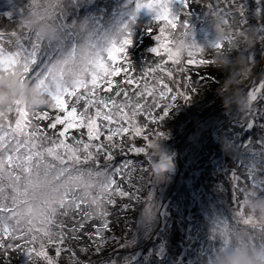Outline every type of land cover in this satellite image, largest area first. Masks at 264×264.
I'll list each match as a JSON object with an SVG mask.
<instances>
[{"label": "snow or ice", "instance_id": "1", "mask_svg": "<svg viewBox=\"0 0 264 264\" xmlns=\"http://www.w3.org/2000/svg\"><path fill=\"white\" fill-rule=\"evenodd\" d=\"M74 2L68 0V4ZM171 2L136 0L130 21L121 26L122 38L104 44L97 33H90L86 47L81 46L78 33L73 30L75 21L67 22L63 0H30L29 4V8L50 16L60 25L64 32L60 44L54 46L30 29L0 32V71L19 75L22 81L31 83L39 94L50 98L51 105L47 107L57 113L52 117L46 110L30 109L17 100L15 108L0 121V249L5 253L22 247L19 242L24 241L29 258L43 261V264H58L57 258L64 252L71 253L74 259L75 252L68 246L70 241L79 240L86 224L95 220L100 221L99 225L93 224L94 231L85 234L99 250L96 238L102 241V233L109 230L108 206L116 203V197L134 198V193L125 190L116 179L118 175L133 171L132 161L101 167L100 157L107 161L113 159L112 150L118 147L117 137L142 136L148 141L147 128L138 125L137 117L145 116L146 123L162 122L176 106L178 97L187 102L188 93L196 91L182 85L185 90L174 92L165 81V77L169 80L174 77L173 69L167 67L168 62L177 66L184 60L190 65L214 63L204 58V47L194 42H177L176 33L187 37L190 28L186 21L180 23V17L172 14ZM181 3L187 7V0ZM143 8L155 11L154 22L161 24L159 34L154 35L156 46L151 49L161 60L143 73L141 83L133 74L126 52L132 44L129 25L135 22L136 13ZM231 8L234 11L209 5L211 15L223 24L231 26L238 15L239 23L233 29L238 33L248 23L245 9L234 3ZM147 30L154 32L150 26ZM257 32L264 33V24L257 27ZM234 38L229 35L212 47L223 49L231 45ZM249 59L253 62L256 59L250 50ZM78 62H83V71L72 73V66ZM184 70L179 68L181 72ZM122 73L123 84L117 87L113 78ZM113 92L114 96L102 94ZM247 95L251 116L254 104L264 102V78L252 86ZM121 96L123 99H117ZM153 109L159 112L154 113ZM260 115L264 116V111ZM42 120H49L47 128L56 131L49 135L34 123ZM57 126H61L59 130ZM244 126L255 127L252 119ZM259 127L264 128V124ZM252 143L249 141L240 147L264 158V137L259 141V150L250 147ZM128 151L144 153L145 149L132 145ZM90 162L97 166L85 167ZM246 169L251 189L247 185L240 186V177L236 172L232 174L237 182L234 188L237 207L232 211L235 223L219 218L213 220L212 235L222 242L218 252L232 247L239 224L246 226L249 242L264 249V223L244 211L250 197L264 192V178L258 174L264 167L253 160ZM236 193L242 194L243 199L240 200ZM152 217V212L147 211L146 219ZM49 246L55 248V257L48 254Z\"/></svg>", "mask_w": 264, "mask_h": 264}, {"label": "rangeland", "instance_id": "2", "mask_svg": "<svg viewBox=\"0 0 264 264\" xmlns=\"http://www.w3.org/2000/svg\"><path fill=\"white\" fill-rule=\"evenodd\" d=\"M103 1L109 4V6L106 3L102 4L107 11H105L104 14L103 12H97L96 9H93L94 2L92 0H75L74 3L67 4V22H78L82 19L88 18L96 26L97 32L100 33L107 25H109L110 22H118L123 25L130 21L133 10L135 11L136 0ZM233 3L241 4L244 7L245 16L248 20L247 24H252L256 27L264 24V0H187V7L181 3V0H172L170 7L172 14L180 17V23L186 21L189 25L190 34L187 36V39L194 42L198 46L203 47L207 45L212 37L209 29L213 30L212 23L214 16L210 13L209 5L213 8H221L224 11H234V9L231 8ZM29 4L30 0H0V32L10 33L13 30L21 31L17 24L19 19L29 10ZM185 13H187V15H185ZM221 14H223V12ZM155 15V11H151L147 8L140 9L136 13L135 22L130 26L132 44L127 47L126 52L127 60L129 62L130 59H128V54L131 51H138L142 47L147 48L146 52L150 53L152 57L154 56V59L151 60L153 65L149 66V68L154 67L156 63L160 62L161 57L156 56L151 51L157 43L154 39V35L159 34L158 29L161 26L159 22H154ZM249 19L253 20L252 23L249 22ZM239 20L240 17L237 15L235 17V21ZM247 24L242 27H246ZM149 26L154 30L153 33L147 30ZM202 31L205 33L207 38L210 39L202 36ZM178 34L179 32L176 33V35ZM137 47L139 48L137 49ZM250 51L256 59L254 61L252 75L245 78L243 81V87L246 92L251 90L252 86L258 84L261 78H264V71H262V69H264V43L257 42L254 48L250 49ZM134 54L135 53H133V55ZM133 55L130 57L132 58ZM203 56L210 61H214V52L212 50L206 49ZM130 64L134 69L137 62H130ZM167 67L173 69L174 77L171 80L165 77V81L169 83L170 87H173L174 92L185 90L181 87L182 85L189 88H195L196 84H193L191 72L193 75L197 76L198 79L201 78L199 82H202L201 84L204 85L202 90L196 89L195 92H189V100L187 102L182 97H178L176 106L169 111V114L171 113L173 116L175 114L177 117L179 113H185V116L180 118L183 122L181 124L183 130L178 131V134L181 138L185 136V139L181 144L185 145L189 152L192 151L193 154L195 152L196 157L201 152H204L207 145H211L214 148L215 145L216 147L221 146V143H219L221 137H226L232 141L235 139L239 140V138L242 137L246 138L249 135H251V137H249L248 140L253 142L250 147L254 150L260 149L259 141L261 137H264V128L259 127V123L260 125L264 124V116L260 115V112L264 111V102L254 104L251 116L248 113L244 116H237L234 112L225 109L221 98L218 95V92L221 90V85L225 81L228 73L219 69L215 63L190 65L186 63V60H184L179 66L168 62ZM180 67H183L185 70L183 72L179 71ZM191 68L193 69L191 70ZM139 69L140 73L137 72L133 74L136 76L138 81L143 83V73L147 72L148 69H144L143 65H141ZM156 75L158 76L159 73ZM113 79L116 81L117 87L121 86L124 80L123 73L121 76L114 77ZM149 82H152L150 77ZM124 86L127 87L126 85ZM135 87L136 86L134 85L133 88ZM148 101L151 103V98H148ZM37 110H46L52 117L57 114L55 110L47 106L38 108ZM155 110L159 112V109H153V112ZM145 119V116L139 115L137 117L138 125H140V123H145V125L152 124L146 123ZM249 119H252L255 125L252 129L244 126L248 123ZM164 121L167 123L169 120L164 118L162 125ZM49 122V120L34 121L39 128L51 135L56 130L47 128ZM60 127L61 126H57V130H59ZM195 127H197V129ZM246 129L249 130V135H247L246 131H244ZM237 132H240L241 135L237 136ZM74 133L75 132L72 134ZM133 137L134 136L132 135H125L122 138H115L118 147L112 150V156L113 159H115V164L113 165H120L126 160L132 161L133 171L131 173L126 172V176L124 177H120V175H118L116 177L117 181L124 180V182H126L123 185L124 188H136L140 192L138 194L137 204L133 212L130 210L125 213L117 212V206L120 201L119 197L115 198L116 203L114 205L108 206V210L111 213L108 217L109 227L111 223L110 219L112 217L128 216L130 218L128 221H123L124 224H122V229H124L122 230V233L119 234L112 232L115 235H123L122 240L112 239L109 235L110 233L108 232L106 234V231H104L102 233L104 238L102 241L99 237L96 238V242L100 244V248L97 250L96 244L90 240L88 235L85 233H92L94 231L93 224L99 225L100 221H89L86 224L84 232L80 233L81 238L79 240L70 241L68 245L75 252V258L73 259L71 257V253L64 252L57 258L58 264H75V261L77 260L79 261V264H113V262H115V264H159V262L163 260L165 252L164 241L161 237L160 231L158 230L161 229L167 219L171 220L175 217L171 216L174 209L170 206L171 203L169 202V198L174 190L172 189V183L176 167L175 171L170 174L169 179L164 183L153 182L152 171L150 169L148 178L144 179L145 184L147 183L148 186H145L144 184V188H146V190L143 192L142 190L140 191L137 181L139 166L136 161V157H138L139 154L128 151L129 147L123 144H128L129 140L131 141ZM207 137H209L210 141H207ZM84 138L86 139V136ZM103 139L104 138L101 137V140ZM150 141L151 139L145 141L142 147L148 150ZM245 141H247V139ZM190 144L194 145V147L189 148ZM135 146H137V144ZM211 150L213 151L214 149L210 148V151ZM222 152L223 150L221 152L214 150L213 153L210 154L208 150H205L203 153L205 160L202 159V165L204 166L207 162V168L215 173H222L224 171L222 169H227L229 165L233 166V162L227 158V155L221 156ZM143 154H145V152ZM246 154L250 156L251 161L256 160L262 167H264V158L258 157L253 152L246 151ZM113 159L111 161H107L103 156H101L98 164L103 167L108 164H112ZM135 164H137V167ZM96 166V164L90 162L85 167ZM227 173L230 174L229 171ZM258 174L264 178V171H260ZM129 179H131V183H129ZM189 191L190 194L188 195L192 199L191 188H189ZM194 196L197 202L195 208L199 210V206L205 205L206 197L203 196L200 198L197 194H194ZM123 205L127 206V208L129 207V204L126 205V203H124ZM147 211L152 212L153 217L151 219H146ZM212 211L216 212V215H213L216 218L227 220L224 207L223 209L220 207H214ZM204 213L206 215L208 214L207 208H205ZM189 215H192V211H190ZM193 217V215L189 216L190 220ZM76 218L79 219L78 216ZM61 219H63V217H61ZM69 224H71V221H69ZM212 228L213 223H208L206 233L211 236H213ZM19 243L22 247L8 250L6 253L3 249H0V264H43V261L34 258L30 259L26 253V248L23 247L24 241H20ZM220 247L221 245H219V248ZM122 248L126 249L128 258H126L124 253L120 252ZM47 250L50 256L55 257L56 252L54 247L49 246ZM182 256H185V254ZM213 260L214 259L210 260L206 264H213ZM193 261L194 260L192 258L187 256L185 257V262L187 264H193ZM179 264L182 263L180 262Z\"/></svg>", "mask_w": 264, "mask_h": 264}, {"label": "trees", "instance_id": "3", "mask_svg": "<svg viewBox=\"0 0 264 264\" xmlns=\"http://www.w3.org/2000/svg\"><path fill=\"white\" fill-rule=\"evenodd\" d=\"M92 1L94 2L93 9H96L97 12H103L104 14L106 9L102 4H105L106 2H104L103 0H92ZM107 5L109 6V4ZM252 21H253L252 19H249L250 23H252ZM209 30H210V35L212 36L213 30L212 29ZM202 36H205L207 38V36L203 31H202ZM138 48L139 47H137V49ZM146 50L147 48L142 47L138 51H131L128 54V59H130V62H134V61L137 62L135 68L133 69V73H137V72L140 73L139 67L141 65H143L144 69H149V66L153 65V62L151 60L154 59V56L152 57L150 53L146 52ZM133 53L135 54L133 55ZM131 55H133L132 58L130 57ZM192 69L193 68H191V70ZM194 76L195 75H193L191 72L193 84H196L195 89L202 90L204 85L201 84L202 82H199L201 78L198 79L197 76L195 77ZM102 94L114 96V92L102 93ZM117 99H123V96L118 97ZM154 113H158V112L155 110ZM182 116H185L184 112H182V114L179 113L178 117L177 115L174 114L173 116L170 113L168 114L167 117H165L169 121L167 123H165L164 121L163 125L162 122L159 121L154 125L152 124L145 125V123H140L141 126L147 128V135L151 140L155 139L159 135H165L167 133H170L169 139L166 143L168 147L174 150L176 154L175 155L176 172L173 175V183H172V189L174 190L169 198V202L171 203L170 206L171 208L173 207L174 209L171 216H175V217L172 218L171 220L167 219L164 225L161 227V229L158 230L160 231L161 237L163 238L164 251H165L163 255V260L162 261L159 260L160 261L159 264H179L180 262L182 264H187L185 262L186 256L194 260L192 262L193 264H206L210 260L215 259L216 254L220 249L219 245H222V242L218 240V238L214 239L213 236L206 233V228L208 226V223H213V220L216 219V217L213 216L216 215V212H213L212 209L214 207H220L223 209L224 207V211L226 212L227 220L229 221V223L230 224L235 223L234 221H232V211L237 207V200L235 199L234 196V188L237 182L232 179L233 172H236V174L240 177L239 179L240 186L247 185L249 189H251V182L248 176L246 175L247 173L246 166L251 161V159L250 156L246 154V151L242 147H240L241 145L247 144V142H249L248 138L251 137V135L248 134L250 132L248 129H246L244 131H246V134L249 136H247L246 138L244 137L239 138V140L237 139L232 140V142H234L236 145L240 147V150L242 149L241 151L243 153V159L238 160L227 155V158H229L230 161L233 162L232 163L233 166L229 165L227 169L225 168L226 170L222 169L224 170L222 173H215L207 168V162L204 164V166L202 165L203 164L202 159L205 160V156L203 155V153L205 152V150H208L210 154H212L214 150L221 152L222 151L221 146L216 147L215 145L214 148L211 145H207L204 149V152H201L200 153L201 155L199 154L198 156L195 157V152L194 154L192 153V151L189 152L185 147V145L181 144L185 139V136L181 138V136L178 134V131L183 130L181 125L183 122L180 120ZM195 128L197 129V127ZM236 134L237 136L241 135L240 132H237ZM73 135L79 136L78 133H74ZM246 139L247 141H245ZM207 141H210L209 137H207ZM144 142L145 140L141 136V137H133L131 141L129 140L128 144L125 143L123 144L127 145L128 147L136 144L137 147H142ZM69 143H71V141H69ZM193 147L194 145L190 144L189 148H193ZM210 148H213L214 150L210 151ZM144 149H145V154L138 153L139 156L136 157V161L139 166V175H137L138 176L137 181L139 184V189L140 191L142 190V192L146 190V188H144V184H145L144 179L148 178L149 176L148 173L150 172L151 169L150 167L152 163L151 157L149 155V151L146 148ZM224 155L225 153L222 152L221 156ZM114 161L115 159H113L112 165L115 164ZM137 164H135L136 167ZM228 171L230 172V174L227 173ZM124 176H120V177H124ZM118 182H121L122 186L124 185V183H126L124 182V180H118ZM145 186H148V184L146 183ZM189 188H191L192 199L188 195L190 194ZM124 189L134 193V198L129 200L127 197H119L120 201L117 206V212L125 213L128 212L129 210L133 212L135 210V206L138 200V194L140 192L136 188H124ZM194 194H197V196L198 197L200 196V198L203 196L206 197L205 205L199 206L200 207L199 210L195 208L197 202ZM235 195H238L240 200L243 199L242 194L236 193ZM259 195L264 196V192L259 193ZM124 203H126V205L129 204V207L128 208L127 206L125 207L123 205ZM205 208H207L208 216L204 213ZM190 211H192V215L194 216L191 220L189 218V216H192L189 215ZM244 211L248 212L246 208L244 209ZM110 220H111L110 227L109 230H106V234L109 232L110 233L109 235L112 239L122 240L123 235L122 236L115 235L112 232L119 234L122 233V230L124 229V228L122 229V224H124L123 221H128L130 220V218L128 216L112 217ZM237 227L245 228L246 226H244L243 224H239L237 225ZM120 252L124 253L126 258H128L125 248H122ZM183 254H185V256H182Z\"/></svg>", "mask_w": 264, "mask_h": 264}, {"label": "clouds", "instance_id": "4", "mask_svg": "<svg viewBox=\"0 0 264 264\" xmlns=\"http://www.w3.org/2000/svg\"><path fill=\"white\" fill-rule=\"evenodd\" d=\"M65 8L68 0H63ZM134 12V10H133ZM239 21H233L232 25H226L213 19V33L206 46L207 50L214 52L215 65L228 73L225 81L221 85L218 95L222 104L228 111L234 112L237 116H244L249 111L248 95L243 87L245 78L250 77L253 72L254 62L249 59V50L254 48L257 42L264 43V33H258L257 27L247 24L238 33L233 29ZM21 31L30 29L37 32L46 42H51L54 46L60 44L64 32L60 25L50 16H44L41 12L29 8L27 13L18 21ZM122 24L110 22L104 30L97 32L94 23L88 19L75 22L74 31L78 33L79 43L86 47L90 33H97L101 44L108 41H119L124 35ZM131 26V25H129ZM229 35H234L231 45H225L223 49L213 48L212 45L223 41ZM177 42L183 40L185 43L192 42L187 37L178 34L175 36ZM202 47V46H201ZM83 62H78L72 66V73L83 71ZM19 100L30 109H38L51 105V100L46 95L39 94L31 83L22 81L19 75L0 71V121H2L11 109L15 108V102ZM170 133L159 135L151 140L148 145L151 157V171L153 182L164 183L170 174L175 171V152L167 145ZM221 147L225 155L235 159H243V153L239 146L226 137L220 139ZM246 209L256 220L264 223V196L250 197ZM213 264H264V249L259 244L253 246L249 242L245 228H238L233 236V245L227 251L216 254Z\"/></svg>", "mask_w": 264, "mask_h": 264}]
</instances>
